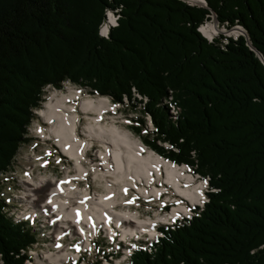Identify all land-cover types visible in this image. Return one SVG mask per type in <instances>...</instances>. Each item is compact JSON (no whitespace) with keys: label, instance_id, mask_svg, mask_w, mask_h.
Listing matches in <instances>:
<instances>
[{"label":"trees","instance_id":"16d2710c","mask_svg":"<svg viewBox=\"0 0 264 264\" xmlns=\"http://www.w3.org/2000/svg\"><path fill=\"white\" fill-rule=\"evenodd\" d=\"M206 1L0 0V173L29 141L46 88L71 82L141 104L156 127L142 134L146 144L209 178L204 206L160 227L151 250L127 264H264V63L255 51L264 56V0ZM120 7L103 38L106 9ZM212 12L249 37L207 40L198 27ZM1 191L0 264H26L38 235L9 216Z\"/></svg>","mask_w":264,"mask_h":264},{"label":"bare ground","instance_id":"6f19581e","mask_svg":"<svg viewBox=\"0 0 264 264\" xmlns=\"http://www.w3.org/2000/svg\"><path fill=\"white\" fill-rule=\"evenodd\" d=\"M192 1L202 3L203 0ZM115 26L117 24L112 25V27ZM202 29L208 37L219 32L216 22H209ZM234 32L237 33L238 31L235 30ZM78 90L68 86L51 89L43 106L38 110L39 116L46 124L45 130L41 126L39 132L43 138L51 137L62 153L75 161L76 173L70 174L71 172L67 171V175L60 179L43 175L36 180L31 178L33 173H29L27 175L29 179L23 180L24 189L21 196L26 207L29 206V208L25 207L29 210L23 213L24 220L36 228L39 225L46 228L45 224H48L53 229L50 234L56 239L55 242L72 236L76 241L75 246L81 248L77 250L78 254L96 251V244L105 243L107 240L111 243L112 249H108V251L104 249L102 254L113 252L112 255H114L116 252L120 255L123 242L125 246H128L126 249L122 245L124 247L123 254L126 253L125 261H127L139 248L151 250L152 242L157 239V236L162 235L156 230L157 224L167 218V220H171L172 216L178 214H182L179 217L180 220L184 217L190 219L191 215H184L188 209L186 205L174 206L170 217L158 215L154 219L151 217L142 218L139 210L120 209L122 211H119L116 209L117 206L120 204L131 206L136 199L130 202L126 201L128 199L123 200L124 202L120 200L118 183H123L121 192L123 187H131L146 197H157L163 188L153 185L163 179L165 184L170 185L176 194L190 204L198 203L200 208L207 202L206 194L202 185L194 183L191 176L184 170L185 165H174L167 161L153 150L147 149L130 130L120 126L116 121L117 118L111 114L115 108L109 99L96 96L79 98L80 92ZM138 97L142 98V96ZM144 99L147 101L148 98L144 97ZM170 99L166 103L170 107V113L174 118H177L180 108L172 101V98ZM79 110L88 119L82 127V132L88 137L87 140L83 139L79 133V125L81 124L78 118ZM148 117L152 120L150 115ZM151 131L154 130L149 128L144 130L146 133H151ZM94 141L100 142L103 147L95 155L97 159L101 160L99 165L104 170L102 173L95 172V177L99 176L106 181V192L103 193L91 192L90 188L82 187L73 180L75 174L82 177L85 171L86 173L89 172L90 167L87 168V163L81 159L84 158L85 152L93 146ZM164 145L171 147L167 142ZM92 161L88 164L91 165ZM106 174L114 179L105 178ZM208 180V177H205V184H208ZM147 186L150 189H147ZM52 192L50 204L46 200ZM86 198L88 199L87 203L84 202ZM105 214L113 217L110 221L106 220L109 224L104 223ZM47 215L56 218L55 221ZM87 215L93 216L92 222ZM114 226L122 230V232H116V236H114ZM148 239L149 242H146ZM71 253L69 251L65 256L69 258L68 255ZM48 255L52 262H61L60 258L58 260L52 258L53 256L57 257L58 253L50 252ZM109 257L112 258V256Z\"/></svg>","mask_w":264,"mask_h":264},{"label":"rangeland","instance_id":"374dc122","mask_svg":"<svg viewBox=\"0 0 264 264\" xmlns=\"http://www.w3.org/2000/svg\"><path fill=\"white\" fill-rule=\"evenodd\" d=\"M117 26H118V24H117ZM117 26H115V27H117ZM115 27H112V29ZM99 29H100V27H99ZM112 29H111V31H112ZM201 34H202V32H201ZM219 34H215V35L217 36ZM205 35H203V36L208 40L207 36H205ZM66 86L79 89L78 91L81 92V94H79V96H78L79 98L96 96V97H105L107 99H110L109 96L100 95L97 93L96 94L92 93V91L89 88L82 86V85H79V84H73L71 82H65L61 88H64ZM51 89H57V88H53V87L46 88L45 99H46V97H47V95ZM44 102H43V104H44ZM43 104H42V106H43ZM116 104H117L116 109L111 111L112 112L111 114H113L117 118L116 121L118 122V124L120 126L126 128V129L130 130L132 132V134L137 139H139L142 143H144L147 146V149L155 151L154 149L149 147L148 144H146V142L144 141V137L142 135V134L146 133L143 131L144 129L146 130V128L149 127L150 130H153L155 125L153 126V124H154L153 122H152V125L150 124V118L148 116L145 115V117H144L142 109H140L141 104L135 103L137 105V108H135V106H133V104L130 103L129 100H127L121 104H119V103H116ZM112 106H114V105H112ZM39 109L40 108L34 110L35 117L33 118V120L31 121V123L28 127L27 137L30 138L29 141L25 142L22 146H20L19 151H18L17 155L15 156V159L13 160V164H12L13 168L7 174L1 176L2 178L5 177L7 179V180L3 179V182H2V180L0 182V184H2V191L1 192H4L6 196H12L13 200H14V198H16V199H17V197L19 198L18 202L14 200V204H16L17 206H19L22 209L21 213L28 212L27 210H29V209H26V208H29V206L27 205L28 207H26L25 202H23V199L21 197L23 189H24L23 188V180L29 179V178H27V175L29 173L30 174L33 173L31 178L36 180V179H39V177H41L43 175L44 176L46 175L47 177H51L53 179H55V178L60 179V178H64L67 175L66 174L67 171L71 172L70 174H74V172H75V161H73L68 156H66L64 153H62L60 148L55 144V141L51 137L50 138H45V137L43 138V136L39 132V128H41V126L43 127L44 130H45V126H46V124L42 121L43 119L38 114ZM107 117H110V116H107ZM78 118L80 119V123H81L79 125V127H80L79 133H80V135H82L83 139L87 140L88 137L85 136V134L82 132V127L88 121V119H87L86 115L83 112H81L80 110H79ZM140 119L144 120V124L142 126H140L141 127L140 128L141 133L139 134L135 130L134 127L137 126V124L141 122ZM107 120H108V118H107ZM151 132H153V131H151ZM101 149H103L101 143L94 141L93 146L85 152L84 158L81 159V160H85L84 162L87 163L86 164L87 168L90 167V170H89L90 173L89 172L86 173V171H85V173L83 172L84 175H86V176H84L85 180H81L80 182H77V184H79L82 187L90 188L92 190L91 192H93V191L98 192V193L106 192V187H105L106 181L104 179H101L99 176L95 177V172H97V171H99V173L104 172V170L101 168L102 166L99 165L101 163V160L99 158L97 159L95 156L96 153L98 152V150H101ZM155 152H156V154H159L157 151H155ZM159 155L161 157H163L164 159L166 158L161 154H159ZM85 158H87V159H85ZM94 158L97 160H95ZM90 161H92L91 165L88 164ZM179 164L181 166L185 165V164H181V163H179ZM184 167H186V165ZM188 168L190 169L189 166H188ZM189 169H187V170H189ZM185 170H186V168H185ZM192 170H194L193 167H192ZM195 172L198 173L197 171H195ZM198 174H200V173H198ZM105 178L114 179L112 176H109V174H106ZM198 181L199 180L195 178L194 182L200 183ZM156 185H158L159 188H163V189H161L162 190L161 193L163 194L164 197L162 196L161 199L158 197L155 198V196L146 197V196L138 193L137 189H135V188L133 189L131 187H128L129 188L128 190H130L129 194L123 195L121 192V187L123 186V183L122 182L118 183L117 186H119V188H120V192H119L120 193L119 197H121L120 200L123 201L126 199H130L131 196H134L136 200H135V202L132 203L131 206L120 204L119 206H117L116 209L119 211H122L123 209H125V210L129 209L131 211L139 210L140 214H141L140 216L142 218H145V219L149 218V217L154 219V217H156L158 215L159 216L163 215V217H165L167 215V217H170L171 211L174 209V206H179V205H186L187 206L188 209L184 213V215L193 213V211H194L193 207H196L197 204H194V205L190 204L187 200L180 198L181 196L176 194L170 185H168L167 183L165 184L163 179H161L160 182H157ZM205 186H206V188H207V186L210 187V182L208 184H205ZM147 189H150V187L147 186ZM208 190L209 189H207V191ZM205 193H207V192H205ZM128 196H130V197H128ZM3 198H6V197L3 196ZM161 201H167V203L169 205L167 207H165V205L161 204ZM167 208H169V209H167ZM120 209H122V210H120ZM167 219H165V220L168 223L164 220L165 222L162 221L159 225L174 224L172 222V220H170V219L167 220ZM40 223L42 225H44L42 222H40ZM45 227L46 228L42 227L41 225H39L38 228L32 227V231L38 235V240L28 250V253L31 254L30 255L31 259L26 261V264H88L89 262H91L92 264H124V263H126L125 262L126 256H125V254H123L122 250L124 249V247L126 249H128V246H125V244H123V242H122V245L124 247L121 245L122 248L120 251V255H118L119 253L117 255H112L113 252H109V254L106 253V254H108V257L112 256V258L111 257L106 258L104 255H102V250L100 251L99 249H97L96 251L93 250L92 252L87 251L89 253L80 252L78 254L77 250L75 248L76 241H75V239L72 238V236H71V238L65 237L61 241V243L58 245V244L54 243L56 239H54L53 235L50 234L53 229L51 227H49L48 224H45ZM147 238H149V237H147ZM147 241L149 242V239L146 240V242ZM57 247L61 248V250L58 251L59 248H57ZM101 249H105L106 251H108V249L111 250L112 249L111 243L106 240L104 245L101 246ZM66 251L72 252L70 255H68L69 259H67V256H65ZM50 252L51 253H58L57 257L53 256L52 258H54V260H58L60 258L61 262H59V261H56V263L52 262L50 260L51 259L50 256L48 255ZM98 252H99V254H98ZM72 255H74V256H72ZM81 257H83V258H81ZM101 257L103 260L99 259ZM64 258H66V260ZM102 261H104V262H102ZM113 261H114V263H113Z\"/></svg>","mask_w":264,"mask_h":264},{"label":"built area","instance_id":"2783aa9c","mask_svg":"<svg viewBox=\"0 0 264 264\" xmlns=\"http://www.w3.org/2000/svg\"><path fill=\"white\" fill-rule=\"evenodd\" d=\"M181 1H183V2H185V3H187L188 5H190V6H199V7H205V8H208V4H207V1L206 0H203L202 1V3H198V2H194V1H192V0H181ZM121 7L120 8H115V9H112V8H107L106 9V11H105V18H104V20L102 21V23H101V25H100V29H99V34H100V36H102L103 38H106V39H108L109 38V36H110V32H111V29H112V25H114V24H119V19H120V16H121ZM209 19H207L204 23H202L201 25H200V27L198 28L201 32H202V34L203 35H205V32L203 31V27L204 26H206L209 22H216V25H217V28H218V30H219V32L218 33H216V34H219V35H214V36H212V37H208L207 35H205V36H207V38H208V40L210 41V42H212V41H214V39L215 38H217V37H219L220 35H222V36H224L223 37V44H226L227 42H228V38H233V39H238L240 36H245V33L247 32L246 30H245V28L241 25V24H236V25H234V26H228V24L226 23V24H220V22L218 21V19H217V17H216V14L215 13H211L210 15H209ZM235 30H237L238 32L236 33V32H234ZM134 93H135V95L136 96H141L137 91H136V89H134ZM147 98V97H146ZM125 101H127V98H125ZM152 120H150V124L152 125ZM153 126H154V124H153ZM149 128V127H148ZM150 129V128H149ZM153 130H156V127H154V129ZM171 146V145H170ZM186 168V167H185ZM185 170V169H184ZM188 174L192 177H194V178H196V179H198L199 181L198 182H200V184L202 185V187H203V189H204V191L205 192H208L207 191V189H208V187L206 188L205 187V177H202L201 175H199V174H194L193 173V170H188ZM7 174V173H6ZM2 175H5L4 173H0V177L2 176ZM85 175H83V177H79V176H77L76 174H75V177H73V180L74 181H76V182H80L81 180H85V177H84ZM199 176V177H198ZM78 177V178H77ZM7 180L5 177H3L2 178V180ZM206 194V200L208 201L209 199H208V196H207V193H205ZM52 195H53V192L52 193H50V195H49V198L46 200L48 203H50L51 204V198H52ZM14 200L15 201H19V198L17 197V199L16 198H14ZM14 200H13V198H12V196H9L8 198H7V204H8V207H7V212H8V214H9V216H11L15 221H25L24 220V216H23V213H21V208L19 207V206H17L16 204H14ZM88 199L86 198L85 200H84V202H88L87 201ZM103 214V213H102ZM51 215H47V217H49V218H53V220L55 221V219L56 218H54V217H50ZM87 217L88 218H90L91 219V222H92V215H87ZM103 218V217H102ZM89 219V220H90ZM103 220H104V223L105 224H109L107 221H106V219L105 218H103ZM90 222V223H91ZM115 227V226H114ZM116 232H122V230L121 229H119V228H117V227H115V235L114 236H116ZM65 236H67V235H65ZM113 236V237H114ZM64 239V238H63ZM61 241L62 240H60V242H54V243H61ZM57 248H59V247H57ZM60 250H61V248H59ZM65 251V250H64ZM68 251H66L65 252V254L67 253ZM126 254V253H125ZM1 254H0V263H2L3 261H2V259H1Z\"/></svg>","mask_w":264,"mask_h":264},{"label":"water","instance_id":"95a60500","mask_svg":"<svg viewBox=\"0 0 264 264\" xmlns=\"http://www.w3.org/2000/svg\"><path fill=\"white\" fill-rule=\"evenodd\" d=\"M245 36H246V37H249V36H248V32L245 33ZM252 49H253V47H252ZM255 51L257 52V54L259 55L260 59H261L262 62L264 63V56L262 55V53H261L260 51H258V50H255Z\"/></svg>","mask_w":264,"mask_h":264}]
</instances>
